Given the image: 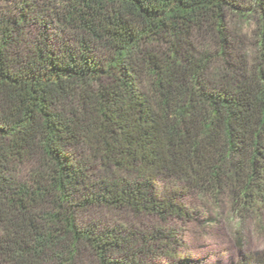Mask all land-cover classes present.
<instances>
[{"label":"trees","instance_id":"1","mask_svg":"<svg viewBox=\"0 0 264 264\" xmlns=\"http://www.w3.org/2000/svg\"><path fill=\"white\" fill-rule=\"evenodd\" d=\"M191 194L264 235V0H0V264H198L93 217L189 222Z\"/></svg>","mask_w":264,"mask_h":264},{"label":"rangeland","instance_id":"2","mask_svg":"<svg viewBox=\"0 0 264 264\" xmlns=\"http://www.w3.org/2000/svg\"><path fill=\"white\" fill-rule=\"evenodd\" d=\"M251 1L243 0L244 6L250 7ZM4 13L8 14L9 11L5 10ZM230 24L232 31L240 36V45L248 49L254 43L255 22L252 13L248 12L246 18L234 15ZM184 204L189 210L197 207L200 211L194 214V220L162 223L129 211H96L93 217L102 222L126 224L144 232L159 227L169 230L180 244L174 246L177 253L191 256L198 264H237L244 254L264 250V235L257 234L250 221L244 222L241 230H236L237 223L232 218L227 199L213 203L210 199L191 194L185 197ZM163 251L161 248L156 251L161 262L166 261Z\"/></svg>","mask_w":264,"mask_h":264}]
</instances>
